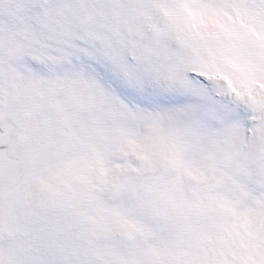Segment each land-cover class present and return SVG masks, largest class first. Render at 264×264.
I'll use <instances>...</instances> for the list:
<instances>
[{"label": "snow or ice", "instance_id": "1", "mask_svg": "<svg viewBox=\"0 0 264 264\" xmlns=\"http://www.w3.org/2000/svg\"><path fill=\"white\" fill-rule=\"evenodd\" d=\"M0 264H264V0H0Z\"/></svg>", "mask_w": 264, "mask_h": 264}]
</instances>
